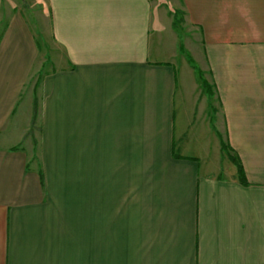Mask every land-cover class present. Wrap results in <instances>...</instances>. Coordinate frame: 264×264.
<instances>
[{
    "label": "crops",
    "instance_id": "crops-1",
    "mask_svg": "<svg viewBox=\"0 0 264 264\" xmlns=\"http://www.w3.org/2000/svg\"><path fill=\"white\" fill-rule=\"evenodd\" d=\"M172 1L34 0L59 53L31 91L0 0V264H264V0Z\"/></svg>",
    "mask_w": 264,
    "mask_h": 264
},
{
    "label": "rangeland",
    "instance_id": "rangeland-1",
    "mask_svg": "<svg viewBox=\"0 0 264 264\" xmlns=\"http://www.w3.org/2000/svg\"><path fill=\"white\" fill-rule=\"evenodd\" d=\"M34 0H28L27 2L23 0L22 7L23 10L30 21L31 25L33 26V29L35 30V33L37 35V38L39 39V46H40V54L35 66L34 75L33 78L29 81L27 86L29 87V90L32 91L34 87V81L35 77L38 75L40 76L42 72H45L52 68L53 66V58L59 53V49L56 45V43L53 41L48 27V18L47 14H45V17L41 16L42 9H45L42 5H34ZM26 2V3H25ZM151 5H159V7L166 6L168 9H172L170 5H174L172 0H150ZM43 7V8H40ZM174 17H175V24L176 28L179 31L180 21L182 18L181 12L179 10L173 9ZM34 93V91H33ZM34 95V94H33ZM34 97V96H33ZM215 103V107H216ZM212 110V105L210 108V111ZM30 136H28V141L32 144V154H31V163L34 165L39 164V155H38V123L35 122L33 127L30 131ZM32 136V137H31ZM224 140V139H222ZM225 156H227V153L223 152ZM231 153V152H230ZM231 167H233V164H230Z\"/></svg>",
    "mask_w": 264,
    "mask_h": 264
},
{
    "label": "trees",
    "instance_id": "trees-1",
    "mask_svg": "<svg viewBox=\"0 0 264 264\" xmlns=\"http://www.w3.org/2000/svg\"><path fill=\"white\" fill-rule=\"evenodd\" d=\"M173 18H174V26L176 27V24H175L176 21H175V17H174V12H173ZM181 51L185 52L183 50V47L182 46H181ZM195 69L197 71L198 77H199V79L201 81V84L203 86V92L212 95L213 94V91H212L211 85L203 77L202 71L199 70L198 68H195ZM38 79H39V77H38ZM35 113H36V106L34 108V114ZM221 150L223 152L225 151L227 153V157L236 166L237 176H238L240 182L246 184L247 181H246L245 173H244L243 166L241 164V161H240L238 155L235 153V151L230 147V145L227 142H225L224 140H222V138H221ZM39 175H40V179H41V182H42L44 175H43V172H42L41 169H39Z\"/></svg>",
    "mask_w": 264,
    "mask_h": 264
}]
</instances>
